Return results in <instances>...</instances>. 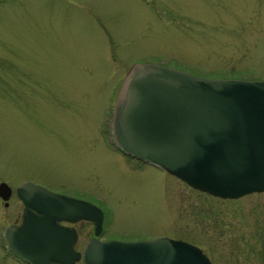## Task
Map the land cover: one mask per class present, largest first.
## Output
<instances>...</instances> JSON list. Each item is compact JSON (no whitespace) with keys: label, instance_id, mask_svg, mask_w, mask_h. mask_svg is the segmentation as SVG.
I'll return each instance as SVG.
<instances>
[{"label":"rangeland","instance_id":"1","mask_svg":"<svg viewBox=\"0 0 264 264\" xmlns=\"http://www.w3.org/2000/svg\"><path fill=\"white\" fill-rule=\"evenodd\" d=\"M142 61L264 79V0H0V181L12 187L0 239L31 180L103 208L106 237L181 238L212 264H264V190L213 196L112 144L111 107ZM0 264L31 263L0 243Z\"/></svg>","mask_w":264,"mask_h":264},{"label":"water","instance_id":"2","mask_svg":"<svg viewBox=\"0 0 264 264\" xmlns=\"http://www.w3.org/2000/svg\"><path fill=\"white\" fill-rule=\"evenodd\" d=\"M113 142L191 186L223 198L264 190V79L206 77L152 61L134 62L112 108ZM24 207L20 223L4 228L10 249L33 264H211L203 250L169 236L100 240L102 209L39 183L16 186ZM11 187L0 181L8 203ZM95 222L83 250L74 227Z\"/></svg>","mask_w":264,"mask_h":264},{"label":"flooded vegetation","instance_id":"3","mask_svg":"<svg viewBox=\"0 0 264 264\" xmlns=\"http://www.w3.org/2000/svg\"><path fill=\"white\" fill-rule=\"evenodd\" d=\"M126 155L130 156L129 154H126ZM79 198H81V197H79ZM22 208H23V204H22ZM103 211H104V209H103ZM105 216H106V213L104 211V219H103V222H102V227L100 229V233L98 235V237L100 239L109 238V237L104 236V234H103V230L106 228V225H107L105 223ZM20 219H21V213H20V217H19V219L17 221L15 220L13 222H8V223H18L20 221ZM8 223H6V224H8ZM63 223L68 224V225H73L75 227L76 232H77V239H76V242H75V246L77 248H83V246L86 244V242L94 235L95 223L93 221L79 220V221H76V222H73V223H70V222H67V221H64ZM3 246H4V248L6 250H8V248H6L7 246L5 245V243H3ZM8 252L10 253V255L14 259H17V260H20V261H25V260L21 259L17 254L13 253L12 251L8 250Z\"/></svg>","mask_w":264,"mask_h":264}]
</instances>
